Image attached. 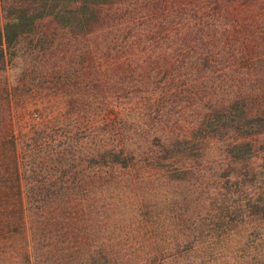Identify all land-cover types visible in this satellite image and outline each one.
Masks as SVG:
<instances>
[{"label":"rangeland","instance_id":"1","mask_svg":"<svg viewBox=\"0 0 264 264\" xmlns=\"http://www.w3.org/2000/svg\"><path fill=\"white\" fill-rule=\"evenodd\" d=\"M100 2L0 61V264H264V0Z\"/></svg>","mask_w":264,"mask_h":264},{"label":"trees","instance_id":"2","mask_svg":"<svg viewBox=\"0 0 264 264\" xmlns=\"http://www.w3.org/2000/svg\"><path fill=\"white\" fill-rule=\"evenodd\" d=\"M100 0H0V61L24 45L42 49L54 45L58 31L87 30L96 19ZM257 5L252 2L251 5Z\"/></svg>","mask_w":264,"mask_h":264}]
</instances>
